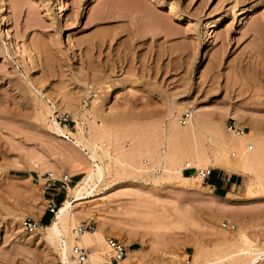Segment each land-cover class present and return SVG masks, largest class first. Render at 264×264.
<instances>
[{
  "label": "rangeland",
  "instance_id": "374dc122",
  "mask_svg": "<svg viewBox=\"0 0 264 264\" xmlns=\"http://www.w3.org/2000/svg\"><path fill=\"white\" fill-rule=\"evenodd\" d=\"M191 106L264 137V0H0V264H59L20 220H51L50 194L66 198L44 189L48 173L81 178V129L110 173L73 211L143 249L120 264H243L229 260L241 236L264 248V191L246 200L247 175L205 165L241 181L229 190L143 165L166 115Z\"/></svg>",
  "mask_w": 264,
  "mask_h": 264
},
{
  "label": "bare ground",
  "instance_id": "6f19581e",
  "mask_svg": "<svg viewBox=\"0 0 264 264\" xmlns=\"http://www.w3.org/2000/svg\"><path fill=\"white\" fill-rule=\"evenodd\" d=\"M91 5L93 6L94 4L91 3ZM58 7L63 6L59 5ZM248 9L250 8L248 7ZM8 31L3 32L7 35V39H9ZM68 105L71 107L72 102L70 101ZM98 110L100 111V117L106 116L104 110L99 108ZM181 110V108L177 109L179 112ZM174 111L173 109L172 112L169 111L170 113L166 115L168 126L162 128V142L158 146L159 148H154L152 153L150 152V157L146 160V163L141 160L143 165H147V168L150 165V167L159 169L163 174L169 176H175L185 181H192L200 180L201 175L185 176L183 169L195 168L200 171L205 165L212 162L214 167L223 168L230 173H242L248 176L247 189L249 194L246 200H253L252 195L255 192L264 191V170L259 168L262 167L261 163L264 155V137L256 138L254 134L255 128L247 125L249 128L248 132L242 135H235L225 129L226 116L219 118L215 117V115L209 116L197 107L192 106L188 110L191 113L190 118L182 125L178 119H175ZM73 115L75 116V113ZM112 118L114 119V117ZM234 118L238 125L244 122V118L239 113ZM53 125L56 126L58 132L63 133L58 130L60 129V125L57 120L53 122ZM87 134V130L83 132V129H81L74 141L75 148L87 151L86 159H84V164L87 163V166H85L86 168L82 172L83 175L73 186L69 185L67 187L66 198L58 206V210L53 214L50 222L47 225H40L36 229V234H41L44 240L53 246L58 256L57 260L59 264H74L70 250L76 242L90 249V259L94 263L102 262L106 252L105 235L100 227L80 234L77 239L76 233L73 230L82 219L73 211V204L91 197L96 188L105 182L108 173H110L107 163L96 151V147L100 148L101 146L90 142ZM247 144H250L249 149L246 147ZM117 161L123 162L120 159H117ZM140 162H138L139 165L134 164L138 165L136 169L137 167L139 168ZM142 163L141 166H143ZM54 170L50 174L55 178L54 172L58 173L61 169L56 168ZM241 238H243V248L239 249L238 255H231L229 260L238 263L242 262L243 264H262L264 248L254 247L244 240V236H241ZM124 244L128 245L127 241H124ZM95 246L99 248H95ZM142 250L141 248L127 250L126 254L128 257L136 256L139 253L141 254ZM234 257L235 260H233ZM125 260L124 258L120 263ZM213 262L205 261L203 264H213Z\"/></svg>",
  "mask_w": 264,
  "mask_h": 264
},
{
  "label": "built area",
  "instance_id": "2783aa9c",
  "mask_svg": "<svg viewBox=\"0 0 264 264\" xmlns=\"http://www.w3.org/2000/svg\"><path fill=\"white\" fill-rule=\"evenodd\" d=\"M190 116H191L190 111H184L178 119L179 123L182 125L185 124L186 121L190 118ZM62 120L65 121L66 124H70V122L74 121L73 117L67 113H64L62 115L60 122ZM225 129L228 132L233 133L235 135H242L247 131L245 126L238 125V123L235 120H229V119L225 122ZM246 147L249 149L250 144H247ZM212 171L213 169L208 167L203 168L200 171L195 169L196 174L201 175V178L204 181L205 180L207 181ZM46 179H47L46 181L47 184L44 187V189H51L58 187L57 190L60 189L66 190L71 183V175L66 173L62 174L58 178L57 177L54 178L50 173H48ZM57 184L58 186L56 187ZM208 185L214 187V185L212 184H208ZM46 202H47L46 210L49 213L54 214L58 210V206L60 204L55 200L53 196L47 199ZM40 225H42L40 224V221L32 217H24L20 220L21 228L27 233H32L36 231V229H38ZM221 226L223 228H228L230 225L228 221H225L222 223ZM95 227H96V221L91 217L80 221L73 229L74 232L76 233V239L82 233L93 231ZM104 240L106 245V252L104 254L103 261L99 263H94L91 261L89 248L85 247L84 245L78 242L74 243L70 250V255L74 264H120V262L126 256V246L118 238L112 235H106ZM186 262L188 263V259H186Z\"/></svg>",
  "mask_w": 264,
  "mask_h": 264
},
{
  "label": "crops",
  "instance_id": "0c3cea01",
  "mask_svg": "<svg viewBox=\"0 0 264 264\" xmlns=\"http://www.w3.org/2000/svg\"><path fill=\"white\" fill-rule=\"evenodd\" d=\"M185 171L187 172H192V168H186ZM212 177L214 178V180L218 183L219 187L217 188H223V189H229V190H234L236 187H239L242 183L241 181L235 179L234 181H232L231 179H229L228 177L220 174V173H217L216 171H214L212 173ZM216 187V186H215ZM52 190H57V188H51ZM51 196H53L56 201L59 203L60 199L63 198V196H59L58 195V191L57 193H51L50 194ZM127 250H132L131 248H127L126 249V252Z\"/></svg>",
  "mask_w": 264,
  "mask_h": 264
},
{
  "label": "trees",
  "instance_id": "16d2710c",
  "mask_svg": "<svg viewBox=\"0 0 264 264\" xmlns=\"http://www.w3.org/2000/svg\"><path fill=\"white\" fill-rule=\"evenodd\" d=\"M186 173H188L187 175H191V174H190L191 172H187V171H186ZM212 173H213V171L211 172V174H210V176L208 177L207 181H208L209 184H212V185H214V186H216V187H219L218 183H217V182L214 180V178L212 177ZM77 180H78V179H77ZM77 180H76V181H77ZM62 201H63V198L60 199L59 204H61ZM49 214H51V213H49ZM41 222H42V225H47V224L50 222V219H49L48 217H43L42 220H41Z\"/></svg>",
  "mask_w": 264,
  "mask_h": 264
}]
</instances>
